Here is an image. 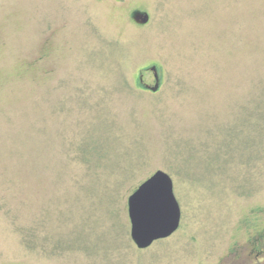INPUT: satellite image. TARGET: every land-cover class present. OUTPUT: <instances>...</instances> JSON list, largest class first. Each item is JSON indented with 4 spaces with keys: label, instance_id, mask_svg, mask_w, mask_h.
I'll use <instances>...</instances> for the list:
<instances>
[{
    "label": "rangeland",
    "instance_id": "374dc122",
    "mask_svg": "<svg viewBox=\"0 0 264 264\" xmlns=\"http://www.w3.org/2000/svg\"><path fill=\"white\" fill-rule=\"evenodd\" d=\"M156 171L180 224L138 250ZM0 264H264V0H0Z\"/></svg>",
    "mask_w": 264,
    "mask_h": 264
},
{
    "label": "water",
    "instance_id": "95a60500",
    "mask_svg": "<svg viewBox=\"0 0 264 264\" xmlns=\"http://www.w3.org/2000/svg\"><path fill=\"white\" fill-rule=\"evenodd\" d=\"M132 20L137 25H145L149 17L146 13L136 12ZM146 74L152 75V84L145 82ZM134 83L138 90L155 94L163 84L162 71L155 64L148 65L137 72ZM127 216L130 238L138 250L172 236L179 228L181 214L171 178L156 171L142 182L127 198Z\"/></svg>",
    "mask_w": 264,
    "mask_h": 264
},
{
    "label": "trees",
    "instance_id": "16d2710c",
    "mask_svg": "<svg viewBox=\"0 0 264 264\" xmlns=\"http://www.w3.org/2000/svg\"><path fill=\"white\" fill-rule=\"evenodd\" d=\"M252 158H253V156H252ZM27 235H30V234H27ZM23 237H25V236H23ZM26 239H27L26 247H27L28 251H34L37 243L32 242V241H34V239H36V235L33 234L32 238H26ZM34 244H35V246H34Z\"/></svg>",
    "mask_w": 264,
    "mask_h": 264
},
{
    "label": "flooded vegetation",
    "instance_id": "af4514ba",
    "mask_svg": "<svg viewBox=\"0 0 264 264\" xmlns=\"http://www.w3.org/2000/svg\"><path fill=\"white\" fill-rule=\"evenodd\" d=\"M148 23V22H147ZM146 25V24H145Z\"/></svg>",
    "mask_w": 264,
    "mask_h": 264
}]
</instances>
